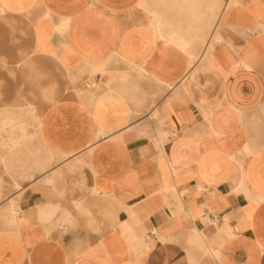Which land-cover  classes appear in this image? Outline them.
Masks as SVG:
<instances>
[{"label": "crops", "instance_id": "crops-1", "mask_svg": "<svg viewBox=\"0 0 264 264\" xmlns=\"http://www.w3.org/2000/svg\"><path fill=\"white\" fill-rule=\"evenodd\" d=\"M0 264H264V0H0Z\"/></svg>", "mask_w": 264, "mask_h": 264}]
</instances>
